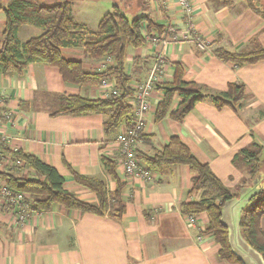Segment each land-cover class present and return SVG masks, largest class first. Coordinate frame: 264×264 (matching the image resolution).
<instances>
[{
    "label": "crops",
    "instance_id": "crops-1",
    "mask_svg": "<svg viewBox=\"0 0 264 264\" xmlns=\"http://www.w3.org/2000/svg\"><path fill=\"white\" fill-rule=\"evenodd\" d=\"M38 1L49 4L64 0ZM67 1L74 22L91 31L108 13L107 0ZM126 4L127 17L149 16L164 27L163 32L170 28L176 32L174 38L169 35L163 81L171 80L172 65L179 64L184 70V82L200 86L205 96L182 123L170 118L155 121L163 92L154 91L144 130L135 143L136 153L153 156L171 137H178L226 188L234 191L237 186L246 185L248 168L234 157L240 150L249 149L252 142L264 146V60L234 68L212 52H247L264 47V18L251 11L244 0H192V15L177 8L175 0H126ZM86 8L96 9L99 21L95 28L91 27L89 15L81 11ZM3 25L0 12V32ZM190 26L207 49L200 50L191 35L182 38L185 27ZM40 34V29L23 25L18 39L25 43ZM62 57L81 62L84 70L91 71L82 48L65 49ZM154 63L150 46L128 50L126 69L134 88L147 79ZM229 84L243 85L246 90L237 113L230 106L215 108L210 99L226 91ZM0 93L6 111L12 113L16 122L4 130L7 139H0V146L33 155L55 168L64 179V189L87 203H95L94 194L74 183L67 166L82 176L101 180L110 197L117 183L103 169L101 159L108 158L114 161L117 178L123 184L120 197L124 206L120 220L56 205L49 212H27L24 224H15L0 203V264H227L217 259V246L210 237L203 244L196 241L207 225L206 215L195 216V224L189 226L180 212V204L200 197L196 192L188 195L193 176L187 166H165L152 171V180L136 182L121 174L119 155L113 145L126 124L106 135V112L51 116L68 97L104 99L100 86L68 85L57 68L34 63L21 78L0 75ZM178 102L176 99L173 109ZM3 156L0 148V157ZM260 227L264 230V217Z\"/></svg>",
    "mask_w": 264,
    "mask_h": 264
},
{
    "label": "trees",
    "instance_id": "trees-1",
    "mask_svg": "<svg viewBox=\"0 0 264 264\" xmlns=\"http://www.w3.org/2000/svg\"><path fill=\"white\" fill-rule=\"evenodd\" d=\"M0 1V12L4 16V25L0 32L1 76L21 78L29 65L37 63L57 68L64 83L78 88L99 87L102 81H107L113 85L117 94L96 100L79 96L68 97L51 116L106 112L108 116L103 123L106 135L114 134L122 124L129 127L132 112L129 101L134 94V87L131 85L132 76L126 69L128 49L145 45L143 26L148 33L157 35L163 33L164 27L158 26L149 16L129 20L119 7L114 5L112 10L101 18L96 30L91 31L74 22L71 5L67 0L49 4L38 0ZM261 1L244 0L251 11L264 18ZM28 24L40 29L41 34L20 43L18 30ZM74 48H82L92 62L110 57L113 65L103 71L84 70L81 62L66 61L62 57L63 50ZM212 53L221 61L232 64L234 68L255 65L264 60V47L247 52L215 49ZM172 66L171 80L155 83L153 86L155 91L163 92V99L156 106L155 121L170 118L182 123L196 103L204 100V90L194 83L184 82V70L179 64ZM245 91L243 85L229 84L226 91L212 95L210 99L215 108L230 106L237 113ZM176 99H179V102L173 109ZM250 136L254 137L251 133ZM2 146L0 148L4 156L0 157V165L3 167V170H0V183H5L16 194L24 193L28 196L24 203L28 207L29 215L49 212L59 205L66 210H75L82 214L97 217L108 215L111 219L120 220L124 213L120 197L123 184L117 178L114 161L101 159L105 173L117 183L110 197L101 180L82 176L67 166L74 183L94 194L95 203H87L64 189V179L55 168L44 164L33 155L18 150H7ZM137 158L150 171H159L165 166L184 165L189 168L193 177L192 189L188 195L196 192L200 193V197L196 201L180 204V212L184 217L206 215L207 225L199 234L212 238L217 246V259L227 264L241 263L231 253L227 243V230L220 223L222 207L225 202L237 198L240 189L251 186L259 177L258 188L261 193L242 211L240 232L247 244L264 260V230L260 227V219L264 217V146L252 142L249 149H242L235 155L234 160L239 159L247 166L249 182L237 186L234 191L226 188L207 164L200 163L178 137H171L167 145L153 156L137 154ZM18 163L22 165L19 166Z\"/></svg>",
    "mask_w": 264,
    "mask_h": 264
},
{
    "label": "built area",
    "instance_id": "built-area-1",
    "mask_svg": "<svg viewBox=\"0 0 264 264\" xmlns=\"http://www.w3.org/2000/svg\"><path fill=\"white\" fill-rule=\"evenodd\" d=\"M175 4L176 7L185 14L192 15L194 10L192 0H175ZM175 33V30L170 28L161 35H157L156 33L150 34L146 31L145 26L142 28V36L145 40V44L150 46L155 54V63L151 68L147 79L144 82L139 83L134 88V94L129 101V105L132 107L131 124L129 127H124L115 138V142H113V145L116 147L119 155L118 166L121 174L136 182L150 181L153 177L152 171H150L145 164L137 158L135 143L139 140L140 135L144 130L146 116L151 109L150 99L155 91L153 86L155 83L164 82V68L166 66L165 52L170 44L169 35H173L172 38H174L176 36ZM189 36L200 50L207 49L206 44H204L200 37L195 34L191 26L190 28L185 27L182 38H188ZM89 61L91 72L103 71L113 65V61L110 57H105L97 62H92L91 60ZM100 87L105 92V98L111 94H117L113 85L107 81H102ZM5 108L4 98L0 93L1 140L7 139V136L4 134V130L11 129L16 124L15 119L12 117V113L7 112ZM18 165L21 166L22 164L18 163ZM27 197L28 196L24 193L16 194V192L8 188L5 183H0L1 206L9 211L11 216L14 218L15 224H24L26 221L28 216V207L25 205L24 200ZM195 221V216L185 217V222L189 226H193ZM206 239L209 240V238L199 234L196 241L199 244H203ZM210 239L212 238L210 237Z\"/></svg>",
    "mask_w": 264,
    "mask_h": 264
},
{
    "label": "water",
    "instance_id": "water-1",
    "mask_svg": "<svg viewBox=\"0 0 264 264\" xmlns=\"http://www.w3.org/2000/svg\"><path fill=\"white\" fill-rule=\"evenodd\" d=\"M258 180L259 177L251 186L240 189L238 197L225 202L221 210L220 223L227 230L229 249L241 264H264L262 256L247 244L240 232L242 211L261 193Z\"/></svg>",
    "mask_w": 264,
    "mask_h": 264
},
{
    "label": "rangeland",
    "instance_id": "rangeland-1",
    "mask_svg": "<svg viewBox=\"0 0 264 264\" xmlns=\"http://www.w3.org/2000/svg\"><path fill=\"white\" fill-rule=\"evenodd\" d=\"M93 1H95V2H100V1H104V0H93ZM1 2V1H0ZM107 5H109L108 6V12H110L111 10H112V6H118L119 7V9L121 10V12L122 13H124L125 15H126V12L124 11L125 10V7H126V0H107ZM264 0H262L261 1V5H262V8L264 7ZM259 7H261V6H259ZM96 10V9H95ZM95 10H93V9H88V8H86V9H81V11L82 12H84V13H87L88 15H89V17H90V19H91V27H96V25H97V23H98V21H99V16L96 14V11ZM106 11V10H105ZM104 15V14H103ZM129 20H132V18H131V16H128L127 17ZM128 50H130V49H128ZM130 52V51H129ZM244 177H245V175H244ZM245 182H246V184L248 183V176H247V178L245 177ZM244 182V183H245ZM235 190V189H234Z\"/></svg>",
    "mask_w": 264,
    "mask_h": 264
}]
</instances>
